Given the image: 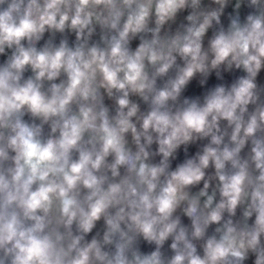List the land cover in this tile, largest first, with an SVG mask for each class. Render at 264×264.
Returning a JSON list of instances; mask_svg holds the SVG:
<instances>
[{"label":"clouds","instance_id":"9594fccd","mask_svg":"<svg viewBox=\"0 0 264 264\" xmlns=\"http://www.w3.org/2000/svg\"><path fill=\"white\" fill-rule=\"evenodd\" d=\"M0 264H264V0H0Z\"/></svg>","mask_w":264,"mask_h":264}]
</instances>
